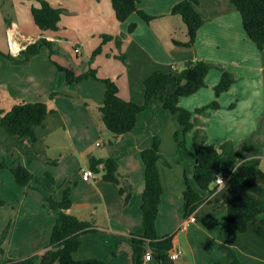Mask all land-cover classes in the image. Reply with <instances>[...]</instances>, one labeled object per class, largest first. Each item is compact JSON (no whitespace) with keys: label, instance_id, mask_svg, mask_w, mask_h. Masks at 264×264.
<instances>
[{"label":"crops","instance_id":"0c3cea01","mask_svg":"<svg viewBox=\"0 0 264 264\" xmlns=\"http://www.w3.org/2000/svg\"><path fill=\"white\" fill-rule=\"evenodd\" d=\"M46 1L64 11L60 30L56 33L41 32L35 25L31 8L37 3L0 0V31L3 32L0 50L3 53L17 56L40 38L54 43L59 51L50 58L49 51L43 48L23 66L13 65L0 55V109L8 112L16 101L23 100L44 102L55 110L36 129L35 143L30 144L19 136L0 138V160L7 166L0 170V202H4L0 206V236L10 224L3 243L5 259L22 260L43 254L50 245L56 217L44 204L42 196L59 201L63 190L70 189L72 206L68 213L91 223L94 229L82 235L74 258L133 264L131 242L144 234L141 191L145 170L140 155L152 145L154 137H158L160 154L170 167L163 160L158 161L163 196L156 222L157 235L173 237L172 252L179 255L175 264L222 261L225 252L220 247L219 232L233 196L228 182L223 186L215 183V192L209 202L200 205L190 216L184 211L187 183L197 189L193 174L195 163L186 152L181 162L175 160V136L178 134L179 140H185L187 151H193V132L184 135L177 116L154 101L138 115L137 124L130 133L111 143L113 137L108 135L100 113L105 84L94 78L68 84L65 74L54 62L71 67L78 74L92 67L98 71L100 79L110 78L117 83L123 99L138 104L144 102L145 80L155 71L181 72L186 63L195 60L219 64L234 73L237 82L218 99L221 109L196 117L194 131L204 130L208 144L217 147L226 141L239 143L257 129L264 114V50L260 51L248 38L232 1L198 0L196 9L204 25L198 31L194 47L176 44L189 39L182 17L172 13L182 0H140L138 9L152 20L146 22L133 13L122 23L116 19L111 0ZM131 24L136 28L130 33ZM104 34L124 35L122 48L119 50L115 41L107 43L89 65ZM119 54L125 55L129 67L116 59ZM221 75L211 70L206 78L207 87L182 98L180 106L193 112L213 102L216 99L214 87ZM174 91V86L168 87L166 96ZM233 103L236 106L230 109ZM92 157L117 158L121 177L132 187L127 205L119 187L105 181L102 174H98V182L82 180V170L90 167ZM18 162L36 177L51 173L61 188L50 194L35 183L32 189L20 186L12 173ZM260 167L264 172V157ZM224 174L222 168L216 171L217 177H224ZM260 228L264 229V214L252 219L244 233L232 226L223 229L224 237L237 252L241 264H264V239L258 234Z\"/></svg>","mask_w":264,"mask_h":264},{"label":"trees","instance_id":"16d2710c","mask_svg":"<svg viewBox=\"0 0 264 264\" xmlns=\"http://www.w3.org/2000/svg\"><path fill=\"white\" fill-rule=\"evenodd\" d=\"M30 1L37 3L31 8V14L37 28L41 32H58L63 9L53 7L46 0ZM111 1L118 22H125L133 13H137L146 22L152 20V17L138 9L140 0ZM231 1L241 15L248 38L260 51H263L264 0ZM198 4V0H182L173 8L172 13L181 16L186 24L189 38L186 43L176 42V44L185 47L195 46L198 31L204 25V19L196 9ZM135 28L136 25L131 24L129 32H133ZM123 38L124 35L121 37L102 35V43L93 52L89 65H92L94 59L102 53L103 46L109 42L115 41L117 48L121 50ZM43 48L49 51L50 58L59 54L54 43L40 38L21 50L17 56L11 52L3 53L1 50L0 55L13 65L23 66L37 56ZM116 59L129 67L124 54L117 55ZM54 64L60 72L65 74L68 84L79 83L90 78L105 84L104 102L100 107V113L104 125L113 136L111 143L130 133L137 124L138 115L154 101L160 102L165 110L177 116L184 135L193 132V151H187L185 140H179L178 134L175 136L177 142L175 160L181 162L182 154L186 152L195 163L193 174L197 189L189 182L187 183V190L183 195L185 215L190 216L200 205L209 202L210 197L215 192L213 186L218 178L216 171L222 168L225 172L224 177H229L228 184L233 196L228 202L227 214L222 219V228L219 232L220 247L225 252V257L216 264H241L237 252L224 237L223 229L232 226L244 233L252 219L264 214V172L260 167L264 157V114L259 120L257 129L239 143L226 141L217 147L208 144V137L204 130L197 129L194 131L197 125V116L208 115L211 110L221 109L218 99L237 82L235 74L219 64L199 60L189 61L181 72L155 71L145 80L144 102L138 104L123 99L120 96L117 83L110 78L100 79L98 71L92 67L86 72L78 74L71 67H64L56 62ZM211 70H217L222 74L220 82L214 87L216 99L193 112L182 108L180 106L182 98L190 97L207 87L206 78ZM170 86H174L175 91L166 96ZM235 106V103L231 104L230 109L235 108ZM53 112L55 110L50 109L44 102L16 101L10 111L6 112L0 109V138L5 140L8 136H19L33 144L37 141L36 129L42 126L48 114ZM160 145V139L154 137L152 145L143 150L140 155L145 170L141 191L144 234L141 237H134L131 242L134 256L133 264H142L148 251L152 254L154 264H175V261L171 259L173 237L161 238L156 232V222L163 196L158 161L163 160L164 164L170 167L168 161L160 154ZM5 168H7L6 163L0 160V170ZM90 168L95 173L102 174L105 181L114 183L119 187L126 205L130 202L132 187L128 180L121 177L117 158L97 159L92 157ZM12 173L17 183L22 187L32 189V183H35L50 194L56 193L61 188L51 173L48 172L43 177H36L19 162L16 167L12 168ZM42 200L56 217L50 245L40 255H33L22 260L5 259L3 243L9 233V224L0 236V264H36L38 261L41 264H107L99 259L76 260L74 258V254L81 246L82 235L93 232L94 229L91 223L82 221L68 213L72 206L70 189L63 190V197L59 201L46 195L42 196ZM2 205L4 202H0V206ZM258 234L264 239V229L260 228Z\"/></svg>","mask_w":264,"mask_h":264},{"label":"built area","instance_id":"2783aa9c","mask_svg":"<svg viewBox=\"0 0 264 264\" xmlns=\"http://www.w3.org/2000/svg\"><path fill=\"white\" fill-rule=\"evenodd\" d=\"M10 43L13 44V42H10ZM11 50L13 51V48H11ZM76 53H79V50H76ZM81 178L84 182H98L100 180L98 174L95 173L90 167L82 170ZM228 180H229V177H218L216 179V185L223 186L228 182ZM178 256H179L178 253L171 252V259L173 261H176L178 259ZM152 260H153L152 254L151 252L148 251L144 256V261L142 264H150Z\"/></svg>","mask_w":264,"mask_h":264},{"label":"rangeland","instance_id":"374dc122","mask_svg":"<svg viewBox=\"0 0 264 264\" xmlns=\"http://www.w3.org/2000/svg\"><path fill=\"white\" fill-rule=\"evenodd\" d=\"M2 33H3V32L0 31V35H1L0 37H3V34H2ZM74 53H75V51H74ZM84 58L87 59L86 56H85ZM106 131H107L108 135H111V136H112V134H111L108 130H106ZM112 137H113V136H112ZM103 140H106V137H103ZM2 233H3V232H2ZM8 234H9V233H8Z\"/></svg>","mask_w":264,"mask_h":264}]
</instances>
